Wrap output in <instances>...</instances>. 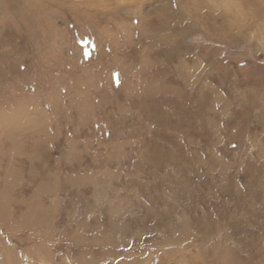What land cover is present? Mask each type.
Returning a JSON list of instances; mask_svg holds the SVG:
<instances>
[{"label":"rangeland","instance_id":"374dc122","mask_svg":"<svg viewBox=\"0 0 264 264\" xmlns=\"http://www.w3.org/2000/svg\"><path fill=\"white\" fill-rule=\"evenodd\" d=\"M0 264H264V0H0Z\"/></svg>","mask_w":264,"mask_h":264},{"label":"bare ground","instance_id":"6f19581e","mask_svg":"<svg viewBox=\"0 0 264 264\" xmlns=\"http://www.w3.org/2000/svg\"><path fill=\"white\" fill-rule=\"evenodd\" d=\"M176 10V9H175Z\"/></svg>","mask_w":264,"mask_h":264}]
</instances>
